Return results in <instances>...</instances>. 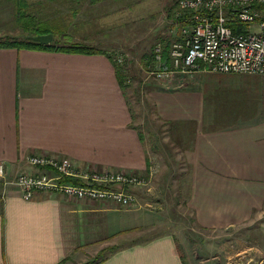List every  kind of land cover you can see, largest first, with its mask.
I'll list each match as a JSON object with an SVG mask.
<instances>
[{
	"label": "crops",
	"instance_id": "0c3cea01",
	"mask_svg": "<svg viewBox=\"0 0 264 264\" xmlns=\"http://www.w3.org/2000/svg\"><path fill=\"white\" fill-rule=\"evenodd\" d=\"M149 1H132L124 9L134 14ZM171 15L168 7L169 22ZM86 38L101 51L0 47V264H65L109 247L99 264H192L174 232L142 236L153 213L140 198L133 206L55 192H37L28 200L19 187L6 184L36 171L28 162L35 153L67 156L81 166L157 171L136 122L138 109L135 115L125 92L127 67L111 54L126 41L104 32ZM184 82L148 85L145 92L153 122L184 141L186 201L194 222L207 230L252 226L264 218L263 113L255 106L247 112L228 106L227 124L206 126L208 99L193 84L178 85Z\"/></svg>",
	"mask_w": 264,
	"mask_h": 264
},
{
	"label": "rangeland",
	"instance_id": "374dc122",
	"mask_svg": "<svg viewBox=\"0 0 264 264\" xmlns=\"http://www.w3.org/2000/svg\"><path fill=\"white\" fill-rule=\"evenodd\" d=\"M26 1L28 11L41 17L45 25L53 29V43L68 40L58 35L60 31L69 32L71 39L76 41L85 42V37L104 32L107 36L117 37L118 41L125 40L127 43V48L123 49L121 46L122 49H111V53L117 57L122 54L125 58L124 63L127 62L126 74L129 73L130 82L129 86L124 87L125 92L135 115L138 109L140 119L136 122L144 135L151 160L157 166V171L152 176L141 172L144 177L148 175L146 185L126 188L137 195L138 201L141 199L142 208L153 213V218H150L151 224L144 230L142 236H153L165 230L174 232L179 243L185 247L186 258L192 264H264V218L257 220L252 226L243 225L217 230H207L196 225L186 201L190 180L189 165L185 158V148L182 146L184 141L175 139L168 127L166 132L165 125L161 122H153L155 120L149 113V102L145 92L148 85L170 83L177 78L184 80V84L178 85L193 84L203 91L206 100L208 99L205 125L215 123V126L218 124L223 126L227 124H224V121L229 119L224 114L228 112V106L229 108L232 106V109L237 108L236 110L242 109L243 112L255 106L254 109H261L263 113L261 117L264 118V75L212 73L200 70L191 75L177 74L169 81L154 78L151 74L156 65L153 52L156 44L162 41L160 39L165 38V43L170 40L168 37L170 22L166 18V13L168 7L172 14L175 13L178 0H166L168 3L166 7L164 0L143 2L140 3L139 10L134 9L136 12L134 14L129 9H124V6L136 0ZM115 9H118L116 13L96 21L98 15ZM15 14L16 8L13 5L0 8V27L2 24L14 26ZM100 23L106 24L101 28ZM126 23L129 25L123 26L122 29L126 28L128 32L118 29ZM157 28L159 37L153 35ZM110 31H114V34ZM168 48L169 46H164V55H167L165 53H168ZM109 248L84 259L78 257L74 260L69 259L65 264H87L103 252L107 253Z\"/></svg>",
	"mask_w": 264,
	"mask_h": 264
},
{
	"label": "built area",
	"instance_id": "2783aa9c",
	"mask_svg": "<svg viewBox=\"0 0 264 264\" xmlns=\"http://www.w3.org/2000/svg\"><path fill=\"white\" fill-rule=\"evenodd\" d=\"M168 37L166 56L162 42L155 48L156 65L151 74L160 81L200 70L264 75V0H178ZM115 61L123 64L125 58L116 55ZM28 162L36 167L35 172H22L6 182L19 187L28 200L37 192H55L133 206L138 197L126 188L147 184L148 175L140 172L81 166L67 156L35 153ZM3 170L4 165H0V174ZM154 172L150 169L146 174ZM66 177L80 183L67 182Z\"/></svg>",
	"mask_w": 264,
	"mask_h": 264
},
{
	"label": "trees",
	"instance_id": "16d2710c",
	"mask_svg": "<svg viewBox=\"0 0 264 264\" xmlns=\"http://www.w3.org/2000/svg\"><path fill=\"white\" fill-rule=\"evenodd\" d=\"M3 2L6 3L4 4ZM9 5H13L16 8V14H15L16 23L14 26L3 25V24L1 25L0 47H13L18 49H22V48L43 49V50L63 51V52H71V53H95L101 51L100 49L88 43L86 37H85V42L87 43L82 41H76L73 38L71 39L70 37L71 34H69V32L62 33L60 31V34H58L59 36L66 37L68 39L63 43L62 42L53 43L54 36L52 42L49 44H43L34 41L29 36L53 33L54 32L53 29L46 26L45 22L40 19L41 17L32 14L28 11L29 6L26 0H0V8L7 7ZM173 15L174 13L171 16L173 17ZM160 40H162L161 42L165 44L164 46L166 45L168 46L169 41L168 43H165L166 42L165 38H162ZM111 54H112V58H115V54L113 53ZM165 54H167V52ZM153 59L154 61L156 60L155 51L153 52ZM118 65L121 68H125L127 62ZM64 180L67 182H73L75 184L80 183L78 179H73L70 177H66ZM110 251H107V253L103 252L101 255L96 257V259L92 260L91 262H88L87 264H99L100 262L104 261L107 258V254L110 253Z\"/></svg>",
	"mask_w": 264,
	"mask_h": 264
},
{
	"label": "water",
	"instance_id": "95a60500",
	"mask_svg": "<svg viewBox=\"0 0 264 264\" xmlns=\"http://www.w3.org/2000/svg\"><path fill=\"white\" fill-rule=\"evenodd\" d=\"M34 41L43 43V44H49L53 40V34L47 33V34H40V35H31L29 36Z\"/></svg>",
	"mask_w": 264,
	"mask_h": 264
}]
</instances>
